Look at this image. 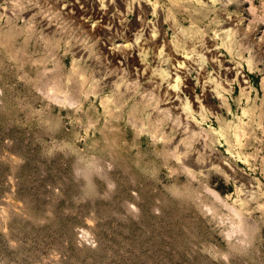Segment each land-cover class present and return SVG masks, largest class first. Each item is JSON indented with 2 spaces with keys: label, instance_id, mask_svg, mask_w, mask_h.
<instances>
[{
  "label": "rangeland",
  "instance_id": "1",
  "mask_svg": "<svg viewBox=\"0 0 264 264\" xmlns=\"http://www.w3.org/2000/svg\"><path fill=\"white\" fill-rule=\"evenodd\" d=\"M72 1L0 0V264H264V0H97L165 28L143 75ZM175 73L196 106L169 107Z\"/></svg>",
  "mask_w": 264,
  "mask_h": 264
},
{
  "label": "bare ground",
  "instance_id": "2",
  "mask_svg": "<svg viewBox=\"0 0 264 264\" xmlns=\"http://www.w3.org/2000/svg\"><path fill=\"white\" fill-rule=\"evenodd\" d=\"M101 1V0H100ZM126 1V0H125ZM141 1V0H140ZM208 2L209 1H211V2H213V1H215V0H207ZM57 2V1H56ZM71 2V1H70ZM105 2V1H104ZM139 2V1H138ZM58 3V2H57ZM123 2L120 0V4H122ZM136 3V2H135ZM142 4H143V2H141ZM140 3V4H141ZM145 3V2H144ZM68 4V3H67ZM116 4V3H115ZM70 5V4H69ZM68 5V6H69ZM113 5V6H112ZM156 5V4H155ZM104 6V5H103ZM101 7L100 5H99V3H98V1L97 0H73L72 1V4L67 8V14L72 18V19H74L75 21H76V23H80V24H84V25H86V26H88V27H91V28H93L94 29V32H95V34H97V35H103V37L101 36V38H103V39H105V52H106V55H107V57L109 58V60L113 63V64H115V65H117L118 67H120L121 69H123V70H128V71H130V72H132V70H139V69H142L143 68V63L141 62V61H139V59L137 58V52L139 53V51H144V50H146V49H148V48H151V51H152V53H153V56H152V58L154 57H156L157 56V54L159 53L158 52V49H159V47H161V49H163L165 46H166V41H165V34L163 33V31L165 30V28H163L164 30L163 31H160L159 33H156L157 35H155V32H156V30L153 28V25L152 24H154L155 25V23H152V21H151V25L149 24V23H147L146 22V20H147V10H145V9H142L140 6H138V7H136V8H134L135 9V11H136V13L140 16V18H138V19H132V18H130V19H132V22H126V18H125V16H124V14L123 13H121V11H119V9H117L116 7H114V6H116V5H114L113 3L112 4H108L107 6H105V7ZM117 6H118V4H117ZM137 6V5H136ZM145 6V5H144ZM65 7V6H64ZM122 7V6H121ZM120 6H119V8H121ZM146 7V6H145ZM153 7V6H152ZM66 8V7H65ZM123 8V7H122ZM64 9V8H63ZM133 9V8H132ZM148 9V8H147ZM65 10V9H64ZM149 10V9H148ZM124 11V10H123ZM65 12V11H64ZM63 12V13H64ZM135 13V12H134ZM65 14H66V12H65ZM128 14V13H127ZM136 15V14H135ZM158 15V14H157ZM138 17V16H137ZM159 17V16H158ZM161 17V16H160ZM129 18V17H128ZM229 18V17H228ZM234 18H236V17H234ZM233 18V19H234ZM128 20V19H127ZM226 20H228V19H226ZM235 20V19H234ZM236 20H238V19H236ZM235 20V21H236ZM70 21V20H69ZM239 21V20H238ZM47 22V21H46ZM155 22V21H154ZM161 22V21H160ZM227 22V21H226ZM159 23V22H158ZM157 23V24H158ZM228 23V22H227ZM227 23H225L226 25H227ZM235 24L237 23V21L236 22H234ZM233 23V24H234ZM162 23H160V25H161ZM238 24V23H237ZM158 26V25H157ZM172 26V25H171ZM85 27V26H84ZM161 27H162V25H161ZM160 27V28H161ZM233 27V26H232ZM237 27V26H236ZM90 28V29H91ZM89 29V28H88ZM236 30V29H235ZM90 31H92V30H90ZM118 31H122V34L121 35H123V36H125V37H123V39L125 38V43H124V48L122 47H120L121 49H124V50H122L121 51V49L120 48H117L119 45L117 44L116 45V42L114 41V38H115V35H116V33L118 32ZM121 33V32H120ZM120 33H119V35H120ZM118 35V34H117ZM116 35V36H117ZM121 35L120 36H118V37H121ZM142 35H144V37L142 38V40H140L139 42H138V39L142 36ZM96 37V36H95ZM117 37V38H118ZM100 38V37H99ZM165 38V39H164ZM97 39V38H96ZM122 39V38H121ZM116 40V39H115ZM101 41V40H100ZM99 41V42H100ZM123 41V40H122ZM189 41V40H188ZM104 42V41H103ZM212 43V42H211ZM102 44V43H101ZM103 44V45H104ZM182 44V43H181ZM189 44V43H188ZM207 44H209V43H207ZM103 45H101V46H103ZM123 45V44H122ZM190 45H191V43H190ZM121 46V45H120ZM204 46V45H203ZM203 46H202V48H203ZM214 46V45H213ZM213 46H211V47H213ZM166 47H168V46H166ZM81 48V47H80ZM200 48V47H199ZM215 49H217V48H215ZM149 50V49H148ZM165 50V49H164ZM183 51V50H182ZM181 51V52H182ZM77 52H78V50H77ZM79 52H81V51H79ZM150 52V51H149ZM158 52V53H157ZM177 52H179V51H177ZM184 52V51H183ZM206 52H207V56L209 57V59L211 60V61H218V54H217V52H215L214 51V49L212 48H210V47H208L207 49H206V51H205V54H206ZM162 53V50H160V53L159 54H161ZM176 53V52H175ZM204 53V52H203ZM81 54H82V52H81ZM84 54V53H83ZM165 54V53H164ZM176 55V54H175ZM81 56V55H80ZM144 56V55H143ZM222 56V55H221ZM172 57V56H171ZM107 58V59H108ZM169 58V57H168ZM176 59L174 60V61H176L177 60V62H178V64L179 65H183V64H185V63H188L189 61H188V59H189V57H188V54L187 53H185V54H181V53H179V54H177V57H175ZM223 58L224 57H222V60L220 59L219 61H221L222 62V68H220L219 69V67H218V71H217V74H218V76L222 79H224V80H229V77H232V76H234V75H236L235 77H237V75L238 74H236L235 73V70H234V68H233V66L231 65V63L229 62V61H227V60H223ZM106 59V60H107ZM172 59H173V57H172ZM197 59V58H196ZM142 60V59H141ZM147 60H148V58H147ZM148 62V61H147ZM153 62H155V59H154V61ZM152 62V63H153ZM152 63H150V64H152ZM172 63H173V60H172ZM233 63V62H232ZM148 64V63H147ZM189 64V63H188ZM188 64H187V66H188ZM192 64V63H191ZM207 64V63H206ZM108 65H111V64H108ZM149 65V64H148ZM159 65V64H158ZM161 65V64H160ZM112 66V65H111ZM110 66V67H111ZM194 66V65H193ZM207 66V65H206ZM168 67V66H167ZM170 67V66H169ZM172 67V66H171ZM178 67V66H177ZM189 67H190V65H189ZM195 67V66H194ZM197 67V66H196ZM238 68V67H237ZM176 69V68H175ZM190 69V68H189ZM193 69V68H192ZM195 69V68H194ZM215 69V68H214ZM117 70V69H116ZM120 70V69H119ZM123 70H122V72H123ZM172 70V69H171ZM178 70V69H177ZM176 70V71H177ZM203 70H205V69H203ZM140 71V70H139ZM142 71V70H141ZM144 71H145V68H143V71H142V75H143V73H144ZM147 71H149V70H147ZM181 71H183L182 69H181ZM180 71V74L182 73ZM195 71V70H194ZM146 72V71H145ZM153 72V71H152ZM191 72V71H190ZM184 73H186V70H185V72ZM183 73V74H184ZM193 73V72H192ZM213 73V72H212ZM106 74V73H105ZM123 74V73H122ZM133 74H134V72H133ZM140 74V73H139ZM139 74H137L136 73V76L138 75L139 76ZM153 74V73H152ZM172 74H174V73H172ZM179 73H175V80H174V88L177 86V87H179L180 88V86H181V90L179 89V91H175L174 90V92H173V94L170 96V98H169V101H168V104H169V107L170 108H172V109H179V108H181L182 107V104H184V107H188V106H191V105H195L196 106V103L197 102H199V100L198 99H196V100H194L193 102L191 101V100H189V94H190V96L191 95H193V86H191V84H190V82H189V78H187V77H189V76H186V77H183L182 78V76L180 75ZM187 74V73H186ZM206 74V73H205ZM240 74V73H239ZM107 75V74H106ZM105 75V76H106ZM127 75H128V73H127ZM127 75H126V77H127ZM130 75V74H129ZM213 75H214V73H213ZM104 76V77H105ZM131 76V75H130ZM137 76V77H138ZM160 76V75H159ZM185 76V75H184ZM217 76V75H216ZM239 76V75H238ZM103 77V78H104ZM107 77H109V76H107ZM139 77H141V75L139 76ZM138 77V78H139ZM167 77V76H166ZM165 77V78H166ZM109 78H111V77H109ZM143 78V77H142ZM154 78V77H153ZM240 78V77H239ZM105 79H106V77H105ZM108 79V78H107ZM159 79V78H158ZM203 79H204V77H203ZM104 80V79H103ZM108 80H110V79H108ZM112 80V79H111ZM117 80V79H116ZM240 80H242V78H240ZM239 80V81H240ZM126 81V80H125ZM124 81V82H125ZM140 82H141V80H139ZM159 81V80H158ZM173 81V80H172ZM202 81V80H201ZM238 81V80H237ZM105 82V81H104ZM114 82V81H113ZM138 82V81H137ZM146 82V81H145ZM241 82V81H240ZM107 83H110V81L109 82H107ZM147 83V82H146ZM242 84H243V82H241ZM163 84V83H162ZM214 84V83H213ZM228 84V83H227ZM113 85V84H112ZM167 85V84H166ZM226 85V84H225ZM119 86V85H118ZM145 86H146V84H145ZM162 86V85H161ZM201 86V85H200ZM122 87V86H121ZM148 87H149V84H148ZM195 87V86H194ZM211 86L209 85V81L208 80H203V88H202V91H203V93H202V95H201V101L202 100H209L210 98H211V92H212V90H211V88H210ZM125 89V88H124ZM145 89H146V87H145ZM164 89V88H163ZM171 89V88H170ZM157 90V89H156ZM125 91V90H124ZM159 91V90H158ZM161 91V90H160ZM173 91V90H172ZM127 92V91H126ZM170 92H171V90H170ZM150 93V92H149ZM158 93V92H157ZM162 93V92H161ZM195 94V93H194ZM200 94V93H199ZM164 96V95H163ZM196 97H198L199 98V96L198 95H196ZM192 98H193V96H192ZM194 99V98H193ZM162 100V99H161ZM166 103V102H165ZM164 103V104H165ZM161 104H162V102H161ZM208 106V105H207ZM160 107V106H159ZM198 107V106H197ZM216 107V106H215ZM189 108H191V107H189ZM201 108V107H200ZM159 109V108H158ZM193 109H195V108H193ZM210 109V108H209ZM155 110V109H154ZM178 111V110H177ZM204 111V110H203ZM156 112V111H155ZM205 112V111H204ZM160 113V112H159ZM193 113V112H192ZM246 113V112H245ZM173 114V113H172ZM182 114V113H181ZM183 115V114H182ZM209 116V115H208ZM219 117V116H218ZM154 118V117H153ZM197 118V117H196ZM158 119V118H157ZM171 119V118H170ZM241 120V119H240ZM185 121H187V120H185ZM190 121H191V119H190ZM241 121H243V120H241ZM184 122V121H183ZM182 122V123H183ZM192 122V121H191ZM164 125V124H163ZM183 125H184V123H183ZM190 125V124H189ZM192 125H193V123H192ZM192 125H190V126H192ZM197 125V124H196ZM233 126V125H232ZM185 127V126H184ZM193 127H194V125H193ZM196 127V126H195ZM244 127V126H243ZM237 128H240V127H236V129ZM179 129V128H178ZM200 129V128H199ZM217 129V128H216ZM235 129V128H234ZM180 130H181V128H180ZM223 130V129H222ZM233 130V129H232ZM242 130H243V128H242ZM175 131V130H174ZM204 131V130H203ZM224 131V130H223ZM188 132V131H187ZM186 132V133H187ZM179 133V132H178ZM177 133V134H178ZM185 133V132H184ZM199 133H197V135H198ZM176 135V134H175ZM235 135V134H234ZM181 136V135H180ZM187 136V135H186ZM195 136V135H194ZM223 136H224V134H223ZM236 136V135H235ZM225 137V136H224ZM202 137H200V139H201ZM180 139V138H179ZM196 139V138H195ZM204 139V138H203ZM227 139V138H226ZM229 139V138H228ZM235 139V138H234ZM239 140V139H238ZM196 141V140H195ZM202 141V140H201ZM229 141V143H230V139L228 140ZM177 142V141H176ZM178 142H179V140H178ZM198 142H200V141H198ZM201 143V142H200ZM200 143H198V144H200ZM203 143V142H202ZM182 144V142H180V145ZM179 145V144H178ZM183 145V144H182ZM201 145V144H200ZM203 145V144H202ZM172 146V145H171ZM177 146V145H176ZM200 147V146H199ZM178 148V147H177ZM202 148V147H201ZM200 148V149H201ZM175 151V150H174ZM190 151V150H189ZM213 151H215V150H213ZM229 152H231V150H229ZM214 153V152H213ZM184 154V153H183ZM182 154V155H183ZM216 154V153H215ZM185 155V154H184ZM175 156V155H174ZM181 155H179V158H181L180 157ZM183 157V156H182ZM188 157V156H187ZM189 157H190V155H189ZM177 158V157H176ZM191 158V157H190ZM196 158V157H195ZM207 158V157H206ZM214 158V157H213ZM183 159H184V157H183ZM186 159V158H185ZM189 159V158H188ZM210 159H211V157H210ZM215 159H216V157H215ZM182 160V159H181ZM189 160H191V159H189ZM188 160V161H189ZM206 161V160H205ZM212 161V160H211ZM219 161V160H218ZM184 162V161H183ZM191 162V161H190ZM213 162V161H212ZM216 162V161H215ZM211 163V162H210ZM195 164V163H194ZM193 163H192V165H194ZM205 164V163H204ZM185 165V164H184ZM201 165V164H200ZM207 165H209L208 164V162H207ZM206 165V166H207ZM187 166V165H186ZM196 166V165H195ZM197 166H199V165H197ZM202 166H203V164H202ZM205 166V165H204ZM222 167H224V166H222ZM196 168H198V167H196ZM201 168V167H200ZM199 168V169H200ZM221 168V167H220ZM232 170H234V169H232ZM237 170V169H236ZM235 171V170H234ZM233 171V173L235 174V172ZM230 172V171H229ZM239 172V171H238ZM232 173V174H233ZM247 175V174H246ZM245 175V176H246ZM237 176V175H236ZM238 179V178H237ZM240 179V178H239ZM243 179V178H242ZM247 179H249L248 177H247ZM241 181H243V180H241ZM244 182H246V181H244ZM248 182V181H247ZM242 183V182H241ZM246 184H248V183H246ZM245 184V185H246ZM251 188H253V187H251ZM250 189V188H249ZM249 193V192H248Z\"/></svg>",
  "mask_w": 264,
  "mask_h": 264
}]
</instances>
